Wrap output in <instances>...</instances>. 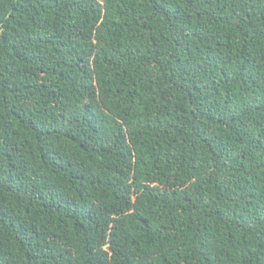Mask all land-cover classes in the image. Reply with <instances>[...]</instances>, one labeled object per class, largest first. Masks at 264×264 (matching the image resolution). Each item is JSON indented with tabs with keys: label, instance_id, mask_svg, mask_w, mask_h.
I'll use <instances>...</instances> for the list:
<instances>
[{
	"label": "trees",
	"instance_id": "1",
	"mask_svg": "<svg viewBox=\"0 0 264 264\" xmlns=\"http://www.w3.org/2000/svg\"><path fill=\"white\" fill-rule=\"evenodd\" d=\"M0 264H264V0H0Z\"/></svg>",
	"mask_w": 264,
	"mask_h": 264
}]
</instances>
